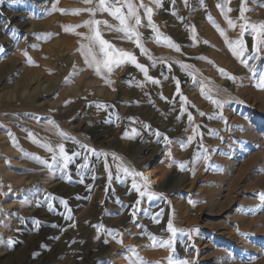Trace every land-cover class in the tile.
I'll return each instance as SVG.
<instances>
[{"label": "rangeland", "instance_id": "374dc122", "mask_svg": "<svg viewBox=\"0 0 264 264\" xmlns=\"http://www.w3.org/2000/svg\"><path fill=\"white\" fill-rule=\"evenodd\" d=\"M132 2L139 5L140 0ZM96 3L0 0V93L11 94L0 100V264H129L126 257L132 256L133 248L144 264H169V257L173 264H264V207L256 195L264 192V89L256 87L258 76L252 78L218 30L223 29L229 41L244 40L251 50V28L241 35L240 25L245 23L240 19L241 0H187V4L161 0V7L143 0L153 8L159 32L158 36L146 27L147 17L140 8L137 31L146 53L136 46L135 37L116 30L119 21L107 12L94 17L86 11L73 14ZM217 5L223 6L234 28ZM244 6L248 22H264L260 18L264 0H245ZM89 19L113 25L112 29L100 25L103 38L132 53L159 83L146 80L129 62L105 73L111 85L97 76L80 51V45L88 43L89 29L73 27ZM165 38L178 44L180 51L168 46ZM249 64L264 70L262 60ZM30 95L39 100L37 104L45 99L47 105L32 112L26 101ZM208 95L229 102L218 109ZM189 113L192 121L187 119ZM58 131L75 139L62 138ZM125 132L133 138H122ZM165 135L171 144H165ZM189 136L194 137L190 144ZM8 141L23 152L7 153ZM179 141L186 146L182 148ZM40 143H64L69 153L81 155L73 158L67 176L59 171L53 176L25 156L50 159L51 153ZM89 148L109 154L111 178L105 157L93 156ZM204 149L209 159L193 162ZM112 153L119 159L113 160ZM118 165L129 172L118 171ZM143 169L158 177L148 187L158 194L151 199L132 188L135 180L143 190L144 181L133 175ZM169 220L175 229L185 231L173 236L167 230ZM105 229L120 235H108ZM169 239L170 248L161 246Z\"/></svg>", "mask_w": 264, "mask_h": 264}, {"label": "snow or ice", "instance_id": "6c2138e0", "mask_svg": "<svg viewBox=\"0 0 264 264\" xmlns=\"http://www.w3.org/2000/svg\"><path fill=\"white\" fill-rule=\"evenodd\" d=\"M83 2L86 4H90V5L93 4V0H83ZM152 2L156 5V7L162 6L161 0H152ZM171 2L174 4L175 0H171ZM201 2H203V0H201ZM185 3L187 4V0H185ZM241 4H242V6L240 8V19L245 20V23L240 25L241 35H243V33L245 31H247L249 28H251V33L253 35V41H254L252 46H251V50L249 51L244 40L237 39L235 41H229L224 30L223 29H218V30L220 32V35L222 37H224L225 43L227 44L232 55L235 58H237L240 61V63L242 65H244L245 68L248 69L252 78H257V76H258V83L256 84V87L260 88V89H264V70H260L258 65H250L249 64V61H252V60L264 61V22H260L258 24L248 22L246 20V18L244 17V12L246 10V8L244 6L245 0H241ZM117 5H120V6L117 7ZM217 6L221 8L222 14L224 15V19L226 20L228 26L230 28H234L235 23L233 22V20L229 19L227 14L223 11V6L222 5H217ZM53 8H54V10H56L55 6H53ZM124 8L127 9L126 12L122 10ZM140 8L143 9L144 15L147 17L146 27L152 29L159 36L158 27L153 21V8L149 7L147 4H144L143 0H140L139 5L134 4L132 2V0H98V3H96L94 7H89V8H85V9H77L74 11L73 14H78L79 12L86 11L94 17L97 12H107L116 21H119V26L116 28V30L124 33V35L129 37L130 39L132 37H135L134 42L136 43V46L138 48H140L142 53H146L147 50L143 47V44L141 43V40H140L141 34L139 31H137V27L141 26V15L139 13ZM59 11L64 12L65 10L59 9ZM227 11L230 12V11H232V9L229 8ZM209 19L211 20L212 18L209 17ZM130 21H134V23H130ZM100 25H104L109 29H112L114 27L113 25L109 24L108 21H106V20H97V19H89V20L85 21L82 25L73 26V27H87L89 29V34L85 37L87 39L88 43L87 44H81L80 45V51L84 57L85 64L88 65L89 68H93L95 71V74L97 76H103L106 79V82L109 85H111L113 83V81L108 79L107 76H105V73L110 74L113 71L114 67L120 66L121 64H123L125 62H129V63L133 64L136 68H138L144 74L146 80L151 81L153 84L159 83L158 80L149 76L147 67L143 64L138 63L136 60V57L132 53H129V52L124 51L122 49H116V48H114V46L111 43H109V41L105 40L102 36ZM72 30H73L72 27H65V31H72ZM193 30H194V26H193ZM78 35L83 36L84 34L78 33ZM257 36L261 37V39L256 40ZM37 38H40V37H37ZM165 39L168 40V46L174 48L176 51H180V46L178 44L172 43L170 38H165ZM157 42H159V39H157ZM33 47H35V45ZM25 55H27V53H25ZM29 62H31L30 58H29ZM185 67H190V66L185 65ZM219 71L221 72L222 75L225 74L224 69H219ZM228 78L233 80V81H235L237 79V77H235L234 75H229ZM194 82H196L195 78H194ZM113 91H115V89H113ZM177 92L179 93V87H177ZM202 94H203V89H202ZM207 98L214 105H216V107L218 109H222L224 107V105L229 102V101H224V100H219V99H213L211 95H208ZM180 99L182 101L186 102V97H184L182 94L180 95ZM66 103H68V102H66ZM97 106L100 107L101 105H97ZM199 114L201 116L207 115L204 112H200ZM208 118L209 119L215 118V114L212 116H209ZM220 118L223 119L222 115L220 116ZM117 119H119V117H117ZM187 119L189 121H192L193 116L189 113ZM48 123L53 125V127L59 129V126L55 123V121H49ZM197 127H199V126H197ZM193 131L195 132L196 129H193ZM133 132L136 135H139V133L136 132L135 129H133ZM58 134L62 138L75 139L74 137H70L68 133L63 132V131H58ZM28 135L30 138L33 139L34 143L37 142L35 140V138L33 137V134L31 132H29ZM155 135H157L159 137L161 134L159 133V131H157L155 133ZM122 138L131 139L133 137L129 136V134L127 132H125ZM193 139H194L193 136H189L187 138V143L190 144L193 141ZM163 140H164L166 145H169L172 143L171 139L169 137H167L166 135L163 137ZM77 143H79V142L77 141ZM179 143L181 144L182 148L186 146L183 141H179ZM39 146L45 148L46 151L51 153L50 159H44V158H41V157L36 156L34 154H28V153H25V156L30 157L36 163L42 165L43 169H47L48 172L50 174H52L53 176L56 175L57 171L61 172L65 176H67V169L69 167V164L72 162L74 157H78L81 155V153H79V152L69 153L66 150V145L64 143H59L56 146H52L51 144H48V143H40ZM81 147L88 148V146L86 144H81ZM200 147L203 148V145L201 144ZM20 151L23 152V149H20ZM88 151L93 156H95L97 158L105 157L104 167H105V170L109 172V178H111V172L109 170L110 166H109L108 161H107V157L109 154L102 151V150L97 151L96 149H91V148H89ZM111 155H112L113 160L119 159L115 153H112ZM168 155L171 156V152H169ZM201 158L204 160L209 159V156L207 154V149H204L203 156H200V154L197 153L196 156L194 157L193 162H195V159H201ZM85 160H87V157H85ZM173 163H175V161H173ZM80 167L86 168V167H88V164H82V165H80ZM180 168H181V170H184L185 165L183 163H181ZM121 169L126 173L129 172V169L127 167H123L122 165H118L117 170L119 171ZM206 170H207V168H206ZM193 174H194V172H193ZM133 175L143 177V173H140V172H134ZM143 179H144L143 190H141L140 186L137 185L135 180L132 183V188L135 189L139 193L140 197L147 196L149 199H151L152 197L157 196L158 195L157 193L148 191V183H147L148 178L143 177ZM80 182L83 183V180H81ZM159 195H162V194H159ZM256 195L260 199V202H261L260 206L264 207V192H258V193H256ZM49 198H50V195L45 196V200H47ZM61 202L64 203L65 207H67V201L66 200H62ZM189 202L193 203V204L195 203L191 200ZM139 203H140V201L137 200L136 205H139ZM0 211H2V209H0ZM145 214H147V213H145ZM134 215H135V212L133 213V216ZM69 218H71V217H69ZM72 226L74 227L75 225H72ZM95 227H102V225L101 226H95ZM167 230L169 232H171L173 234V236L178 231L179 232L185 231L183 229H175L173 227L171 220L168 221ZM105 231L108 235H113L114 237L117 235H120L114 229L113 230L105 229ZM193 231H196V230L193 229ZM97 238H99V237H97ZM152 239H155V238L152 237ZM107 242L108 241L105 240V243H107ZM117 243H122V240H117ZM165 245L170 248L172 245V240L169 239L166 241H162L161 246H165ZM131 252H132V256L126 257L129 260V264H135V261H140V264H144V262L142 260H140V258L138 256L135 255V249L134 248L131 249ZM168 260H169V264H173L171 257H169ZM178 264H187V262L186 261H179Z\"/></svg>", "mask_w": 264, "mask_h": 264}, {"label": "bare ground", "instance_id": "6f19581e", "mask_svg": "<svg viewBox=\"0 0 264 264\" xmlns=\"http://www.w3.org/2000/svg\"><path fill=\"white\" fill-rule=\"evenodd\" d=\"M264 17V13H262V15H261V17L260 18H263ZM257 19V18H256ZM21 30V29H20ZM19 30V31H20ZM2 44V43H1ZM2 63V62H1ZM8 65V64H7ZM2 66V65H1ZM16 66V65H15ZM5 67V66H4ZM23 67V66H22ZM12 69V68H11ZM39 78V77H38ZM44 88V87H43ZM38 89V87L36 86V87H34L33 89H32V92L30 93V94H34L35 92H36V90ZM43 91V90H42ZM15 93V92H14ZM49 93V92H48ZM45 93L43 92V95H44ZM8 95H11L10 93H4V94H1L0 93V100L3 102V101H5L6 99H8L7 97H8ZM37 96V95H36ZM42 96V95H41ZM35 98V97H34ZM10 99V98H9ZM25 99V98H24ZM44 99V98H43ZM42 99V100H43ZM21 100V99H20ZM32 96L30 95L28 98H26V101H27V103L29 104L28 105V108H29V110H32V112H37V110L39 109L40 110V108L41 107H44V106H46L47 105V102H45L46 100L44 99L43 100V102H41V104L39 103V104H37V102L39 101L38 99H33L32 101ZM263 100H264V97H263ZM262 100V101H263ZM14 101V100H13ZM26 101H25V103H26ZM264 102V101H263ZM25 103H22V107L23 106H26L25 105ZM26 103V104H27ZM17 104H19V103H17ZM4 105H5V107L6 106H8V105H6L5 104V102H4ZM3 105V106H4ZM12 106V109H13V107H14V105L12 104L11 105ZM10 107V106H9ZM8 108V107H7ZM6 108V109H7ZM9 109V108H8ZM8 109H7V111H8ZM42 109V108H41ZM263 109V108H262ZM2 110V109H1ZM10 110H11V108H10ZM14 110H15V108H14ZM17 110V109H16ZM3 111H4V109H3ZM19 111V110H18ZM25 111V110H24ZM42 111V110H41ZM31 112V113H32ZM64 118H65V116H64ZM52 119V118H51ZM63 120V119H62ZM36 130V129H35ZM53 131V130H52ZM54 133V132H53ZM249 136V135H248ZM254 136V135H253ZM257 139V138H256ZM6 141V140H5ZM21 142V141H20ZM110 142V141H109ZM12 143V142H11ZM11 143L8 141V145H6L5 146V150H6V152L7 153H9V154H11V155H14V154H16V153H19L20 151L19 150H16L15 148H13V144L11 145ZM140 147V146H139ZM142 147V146H141ZM144 148V147H143ZM36 152V151H35ZM261 154V153H260ZM15 157V156H14ZM14 160V159H13ZM4 162V161H3ZM16 163H14L15 165H17V167L20 165L21 166V162L18 160V162L17 161H15ZM245 164H247V163H245ZM14 165V166H15ZM263 166V165H262ZM246 167V166H245ZM3 170L4 171H8L7 169H8V166H7V163L6 162H4L3 163ZM145 168V167H144ZM258 168V167H257ZM240 171V170H239ZM245 171V170H244ZM262 172V171H261ZM141 173H143V177H147L148 178V181H147V183H148V187H150L151 186V184H152V180H157L158 179V177H156V175L152 172V170H149V169H143V170H141ZM13 174V173H12ZM176 174V173H175ZM238 176V175H237ZM242 176V175H241ZM16 177H17V175H16ZM143 177H141V180L142 181H144V179H143ZM223 177V176H222ZM221 177V178H222ZM227 178H228V176H227ZM230 178V177H229ZM232 178H234V177H232ZM220 180V179H219ZM223 180V179H222ZM235 180V179H234ZM233 181V180H232ZM232 181H230L231 183H232ZM227 183V182H226ZM237 183V182H236ZM167 184V183H166ZM235 185V184H234ZM250 184H248V186H249ZM238 186V185H237ZM230 187H231V185H230ZM175 189V188H174ZM174 189H171L170 190V192L172 191V190H174ZM238 189V188H237ZM229 190V189H228ZM231 190H232V188H231ZM233 191V190H232ZM234 191H236V190H234ZM227 192H229V191H227ZM229 196H231V194L229 195ZM228 195H227V198L229 197ZM224 197V196H223ZM225 198V197H224ZM254 201V200H253ZM214 202V201H213ZM216 205V204H215ZM255 205H256V203H255ZM254 206V205H253ZM254 210V209H253ZM256 211V210H255ZM260 211V210H259ZM262 212V211H261ZM251 214V213H250ZM257 214V213H256ZM258 217V216H257ZM260 217V216H259ZM248 218V217H247ZM256 218V217H255ZM262 217H260V218H258V220H260ZM264 218V217H263ZM244 220V219H243ZM262 220V219H261ZM245 222V224H246V221H243V223ZM251 222H252V220H251ZM253 222H255V220L253 221ZM245 227V226H244ZM258 231H260V230H258ZM260 233V232H259ZM255 235V234H254ZM241 246V245H240ZM244 246V245H243ZM248 248V247H247ZM254 248V247H253ZM257 248V247H256ZM255 248V250H257ZM112 249V248H111ZM17 251V250H16ZM254 253V252H253Z\"/></svg>", "mask_w": 264, "mask_h": 264}]
</instances>
